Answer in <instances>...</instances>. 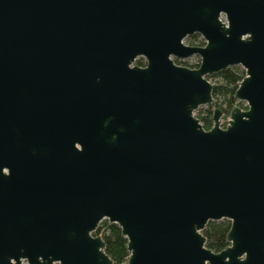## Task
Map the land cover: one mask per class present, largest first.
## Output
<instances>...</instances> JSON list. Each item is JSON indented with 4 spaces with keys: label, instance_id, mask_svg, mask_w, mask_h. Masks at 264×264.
<instances>
[{
    "label": "water",
    "instance_id": "water-1",
    "mask_svg": "<svg viewBox=\"0 0 264 264\" xmlns=\"http://www.w3.org/2000/svg\"><path fill=\"white\" fill-rule=\"evenodd\" d=\"M105 220L124 264H264V0H0V264H114Z\"/></svg>",
    "mask_w": 264,
    "mask_h": 264
},
{
    "label": "trees",
    "instance_id": "trees-1",
    "mask_svg": "<svg viewBox=\"0 0 264 264\" xmlns=\"http://www.w3.org/2000/svg\"><path fill=\"white\" fill-rule=\"evenodd\" d=\"M187 44L194 47H203L206 45L202 36L196 34L187 38ZM175 63L179 66L197 69L200 67L201 62L196 64H188L186 61L175 59ZM139 67H146V61L141 58L138 60ZM246 77L245 70L238 66L232 67L224 72L208 77V80H215L213 97L214 104L208 106L204 111L199 110L196 113L197 118L200 120L205 130H211L213 123L214 110L219 108L223 112V117L228 118L231 111L235 107L243 108L244 104L236 100L235 95L239 88V84ZM232 228V223L229 220L220 222H210L203 235L206 239V246L208 249L215 253H220L229 247L228 234ZM95 236L101 237L105 242V252L113 260L114 264H124L128 262L130 253L128 251V239L122 234L121 228L117 224H112L108 220L103 221Z\"/></svg>",
    "mask_w": 264,
    "mask_h": 264
},
{
    "label": "built area",
    "instance_id": "built-area-1",
    "mask_svg": "<svg viewBox=\"0 0 264 264\" xmlns=\"http://www.w3.org/2000/svg\"><path fill=\"white\" fill-rule=\"evenodd\" d=\"M242 109L247 110L248 109V105L245 103V105H244V107ZM229 121H230V116L228 118L222 117L221 127H223L225 129L227 127Z\"/></svg>",
    "mask_w": 264,
    "mask_h": 264
},
{
    "label": "rangeland",
    "instance_id": "rangeland-1",
    "mask_svg": "<svg viewBox=\"0 0 264 264\" xmlns=\"http://www.w3.org/2000/svg\"><path fill=\"white\" fill-rule=\"evenodd\" d=\"M210 81H211V83H212V84H214V83H215V80H210ZM241 103H243V104L245 105V103H244V102H241ZM243 107H244V106H243ZM206 109H207V107H203V108L199 109V112H200V111H203V110L205 111ZM197 114H199V113H196V114H195V115H196V117H197ZM221 128H223V127H221ZM223 129H224V128H223Z\"/></svg>",
    "mask_w": 264,
    "mask_h": 264
}]
</instances>
